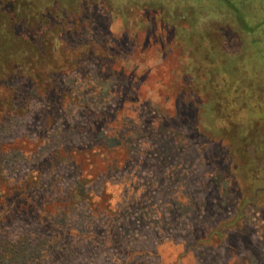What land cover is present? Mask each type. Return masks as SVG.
I'll return each mask as SVG.
<instances>
[{
	"label": "rangeland",
	"instance_id": "1",
	"mask_svg": "<svg viewBox=\"0 0 264 264\" xmlns=\"http://www.w3.org/2000/svg\"><path fill=\"white\" fill-rule=\"evenodd\" d=\"M0 264H264V0H0Z\"/></svg>",
	"mask_w": 264,
	"mask_h": 264
}]
</instances>
